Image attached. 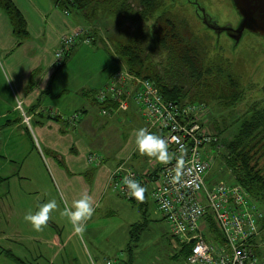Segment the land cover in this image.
Instances as JSON below:
<instances>
[{
  "label": "crops",
  "instance_id": "0c3cea01",
  "mask_svg": "<svg viewBox=\"0 0 264 264\" xmlns=\"http://www.w3.org/2000/svg\"><path fill=\"white\" fill-rule=\"evenodd\" d=\"M12 1L29 36L19 41L0 8V264H105L109 258L116 264H138L142 244L151 241L143 237L153 230V236L162 237L164 225L163 233L169 236L170 227L150 196L153 183L136 201L121 197L110 184L119 165L155 176L164 162L137 149V130L149 131V126L134 100V89L121 101L110 95L104 102L97 100L99 90L114 82L117 73L129 71L115 50L121 40L105 37L104 12L100 18L98 12H65L52 0ZM78 30L93 40L96 31L95 42L86 48L107 47L108 58L82 49L77 52L81 63L75 53L57 68L55 51L62 37ZM91 61L98 64L91 65L96 67L89 73L85 67ZM76 113L80 119L72 127L69 119ZM89 153L102 155L103 162L90 164ZM214 163L205 176L207 186L224 181L214 175L226 166L217 170ZM228 175L233 184L229 169ZM85 192L95 210L84 222L86 230L77 234L62 213L65 204L72 205ZM53 199L57 208L36 230L26 214ZM168 240L173 244L169 256L186 264L188 247L171 234Z\"/></svg>",
  "mask_w": 264,
  "mask_h": 264
},
{
  "label": "built area",
  "instance_id": "2783aa9c",
  "mask_svg": "<svg viewBox=\"0 0 264 264\" xmlns=\"http://www.w3.org/2000/svg\"><path fill=\"white\" fill-rule=\"evenodd\" d=\"M84 35L85 31L78 30L62 37L55 51L57 68L76 42L91 43V36L81 39ZM132 90L149 131H157L167 144L168 159L155 176L119 165L110 178L112 189L121 197L136 201L125 180L135 179L144 188L153 183L150 196L167 221L171 236L181 244H191L186 264H264L259 257V249L264 247L260 224L264 212L240 184L220 181L206 185L205 176L213 164L211 146L218 140L207 125L210 107L203 102L182 104L166 99L154 81L129 71L117 73L115 81L100 89L96 97L100 102L109 99V95L121 101ZM17 108L22 110L21 102ZM78 119L75 114L69 121L73 125ZM25 121L29 123V117L25 116ZM87 160L100 165L103 156L89 153ZM209 215L221 232V242L204 234ZM105 264L116 261L109 258Z\"/></svg>",
  "mask_w": 264,
  "mask_h": 264
},
{
  "label": "trees",
  "instance_id": "16d2710c",
  "mask_svg": "<svg viewBox=\"0 0 264 264\" xmlns=\"http://www.w3.org/2000/svg\"><path fill=\"white\" fill-rule=\"evenodd\" d=\"M52 1L65 12L89 11L88 15L97 16V12L102 9L119 18L123 14H134L136 21L132 22L137 25L134 27L135 32L127 42L115 43V50L128 66L129 72L154 81L164 98L182 104L203 102L209 107L210 103L217 107H230L245 100L246 89L231 73L230 66L219 56L211 55L213 53L196 38L187 22L172 15L169 10L172 9V2L168 4L167 0ZM0 8L9 18L17 39L19 41L26 39L29 36L27 24L14 2L0 0ZM87 36L90 34L87 33ZM96 36V31H93L94 40L92 39L90 44L95 42ZM79 42H76L65 57L64 63L58 68L65 64ZM246 113L242 122L237 124L236 128L233 127L235 132L231 139L221 137L217 131L218 140L212 143L211 151L218 152L219 146L226 141V146L223 144L225 154L222 157L226 160L225 166L235 178L233 184H240L252 199L263 205V209L259 208L264 212V99L256 98L248 103ZM76 114L80 119V114ZM76 123L78 121L71 126L74 127ZM207 125L219 129L210 116ZM205 221V236L221 242V232L211 215L206 217ZM260 222L261 228L264 229V220ZM190 245H186L189 252Z\"/></svg>",
  "mask_w": 264,
  "mask_h": 264
},
{
  "label": "rangeland",
  "instance_id": "374dc122",
  "mask_svg": "<svg viewBox=\"0 0 264 264\" xmlns=\"http://www.w3.org/2000/svg\"><path fill=\"white\" fill-rule=\"evenodd\" d=\"M172 1L175 2V4H173L175 7L173 9H169L172 15L187 22L196 38L208 47V50L213 53L211 55L215 54L216 56H219V58H222L224 62L230 66L231 73L239 80L242 87H245L246 89L245 100L235 104L234 106L217 107V105L210 103V117L219 126H216L219 128L218 130L215 129L213 125L210 126V129L215 135L219 132L221 137L226 136L231 139L232 136H234V128H236L237 124L242 122L245 118L244 116L247 114L246 110L248 108V103H251V101L256 98L264 99V38L248 30L245 31L238 44H234V41H232V39H230L226 34L217 38L215 32L205 27V25L198 19L191 4L186 3V0ZM198 2L206 9L210 16L217 20L220 26L229 24L234 27L237 26L240 16L231 4L230 0H198ZM167 3L170 4L171 1L167 0ZM102 12H104L105 15L103 20H106V26L108 27L107 32L109 34L108 36V34H106L107 32L105 31V33L103 31V34L105 33V37H108L111 41L121 40V42H127L136 30L134 28L137 26L136 23H134L136 21V16H134V14H123L119 18L116 15L108 14L109 12L106 10L100 9L98 11V17L103 14ZM105 43H107V40ZM87 45L91 46L92 44ZM87 45L84 42L81 45L77 44L72 50L70 57H74L76 55L75 53L81 51L82 49H88L99 54L101 57H104L106 61L108 58L107 55H109L107 47L96 46L86 48ZM81 55L82 54L77 53L75 57V59L80 63L82 62ZM97 64V62L91 61L90 67L86 66L85 70L89 71V73L93 72V69H95L96 66L91 65ZM246 101H248V103H246ZM225 142L226 141L224 140V145ZM223 144L219 146L218 152L215 153L212 151L211 153L213 158L212 161L214 160L213 163L215 162L214 165L217 170H221L225 167L224 162H226V160L222 157V155L224 156L225 154L223 151ZM225 150H227L226 147ZM229 175L231 176V174ZM229 175L228 169L225 167L224 172H217L214 175V179L224 180L228 183L230 178ZM163 228L167 229V226H162V237L159 235L160 233L153 236L155 230L143 237L144 239L147 238L151 241L147 244L146 242L142 244V248L139 250L136 259L138 264H178V258H171L169 256L170 250L172 251L170 245H173L171 240H168L171 233L169 232V236H165ZM157 257L160 258V260H157ZM259 257L262 261H264V247L259 249Z\"/></svg>",
  "mask_w": 264,
  "mask_h": 264
},
{
  "label": "clouds",
  "instance_id": "9594fccd",
  "mask_svg": "<svg viewBox=\"0 0 264 264\" xmlns=\"http://www.w3.org/2000/svg\"><path fill=\"white\" fill-rule=\"evenodd\" d=\"M136 145L140 153L156 156L160 161H166L168 159V148L165 141L160 136L147 131L145 128L137 130ZM125 183L128 186L131 196L140 200L144 198L145 188L139 181L126 179ZM57 206L56 200H49L41 204L36 212L26 214L25 220L29 221L36 230H40L49 220V213L57 208ZM94 210L92 197L85 192L79 199L74 200L72 205L65 204L62 214L68 217L74 231L77 234H82L86 230L84 222L91 218Z\"/></svg>",
  "mask_w": 264,
  "mask_h": 264
},
{
  "label": "water",
  "instance_id": "95a60500",
  "mask_svg": "<svg viewBox=\"0 0 264 264\" xmlns=\"http://www.w3.org/2000/svg\"><path fill=\"white\" fill-rule=\"evenodd\" d=\"M170 1L173 9L175 2ZM230 2L240 16L236 27L231 24L220 26L198 0H186V3L193 6L198 19L205 27L214 31L217 38L226 34L234 44H238L247 30L264 38V0H230Z\"/></svg>",
  "mask_w": 264,
  "mask_h": 264
},
{
  "label": "flooded vegetation",
  "instance_id": "af4514ba",
  "mask_svg": "<svg viewBox=\"0 0 264 264\" xmlns=\"http://www.w3.org/2000/svg\"><path fill=\"white\" fill-rule=\"evenodd\" d=\"M192 2V1H191ZM201 21V20H200ZM202 22V21H201Z\"/></svg>",
  "mask_w": 264,
  "mask_h": 264
}]
</instances>
